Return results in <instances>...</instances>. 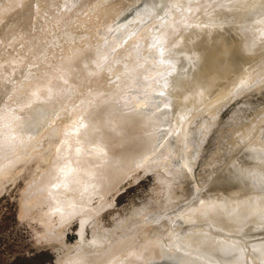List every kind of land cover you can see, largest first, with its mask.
I'll return each instance as SVG.
<instances>
[{
	"label": "rangeland",
	"instance_id": "374dc122",
	"mask_svg": "<svg viewBox=\"0 0 264 264\" xmlns=\"http://www.w3.org/2000/svg\"><path fill=\"white\" fill-rule=\"evenodd\" d=\"M8 1L0 0V8H4L11 0ZM38 1L41 6L38 4ZM243 1L61 0L57 1L61 7L57 8L59 6L56 5L55 1L51 3L47 0H32V7L30 9L32 11L22 10L20 12L25 15L22 21V28L24 31L26 30L24 35L16 43L13 41L8 44L3 43L0 46V65L2 66L5 63V66H2L3 69L0 68V119L2 120L0 134L5 132L8 127V124L3 121V117L9 114L6 111L13 110L11 108L15 109L12 111V115L7 116V120L17 116L21 109L20 115L24 120L23 118L20 119L19 123L29 121L27 113L33 107L30 100L33 84L40 82L43 73L45 72L44 75L48 73L50 68L59 63L61 59L71 56L74 48L75 50L76 47L77 49L85 48L87 42H89L88 44H95L98 39L110 42L112 46L111 58L109 60L110 67L104 70L95 85L87 84L83 86L84 89L81 87L80 91H77L66 103L59 105L57 107L58 110L52 115L51 111H47L46 105H40L37 107L36 112L29 113L33 118L35 128L39 125L43 127L38 137L30 138L29 133H27L26 136L19 139L21 140L19 144L13 143L12 139L0 144V174L3 175L2 172L4 173L2 177L0 175V264H57V262L60 264L66 257L78 253L79 250L76 251L78 244L87 245L97 233L100 234L103 231L101 234H109L107 237L113 238V236L119 237L118 235L125 236L127 234L126 231H128V234L133 233L135 229L137 230H135L137 233L134 232L138 240L137 243H140V241L154 242L160 245L158 246L157 244L159 250H161L159 248L161 246L166 249V252L163 249L164 254H162V250L159 252L160 256H162L158 259H156V255L159 256V253L156 254L153 251L152 254V251H150L151 257H154L155 254V260H152L154 258L147 255L150 254L148 251L145 255L150 257V260L147 257L146 261L149 262L146 263L144 260L142 263L181 264L183 262L182 264H217L221 259H224L223 262L221 260L218 264H227L230 261L228 260L232 256L230 253H228L229 255L224 254V256L216 254L203 256L201 252L193 248V241L186 238L189 235L193 236L197 234H208L211 236V231L215 230L212 224L210 229H208L209 223H199L203 221L199 218L196 221L194 219L196 216H192L194 210L201 205L211 206L213 203L211 209H213V206L219 208V206H215L216 203L219 205L216 199H221L222 202L221 200L218 201L221 203L220 206L224 207L223 204L225 202L228 205L246 199L247 196L254 199V197L256 198L264 194V188L258 185L260 184L264 187V172L256 169L257 167L262 168L264 164V154H261V156L257 152L262 149L260 152L264 153V38L258 41L256 35L255 37L253 35L255 29H257L258 20L264 17V6L260 9L246 8L242 16L231 14L230 12L236 6L242 4ZM37 4L39 5L38 7H36ZM62 6L65 7L62 8ZM219 7L223 9L220 10ZM44 8H46L47 12L43 11ZM200 8L203 9L200 10ZM55 9L56 12L62 9L66 11L62 10L64 13L62 11L56 13ZM209 11L211 13L214 11L215 13L211 14ZM28 13L30 16H28ZM201 16L209 18L208 26L205 23L208 19ZM239 17L242 19L238 20ZM214 18H218L219 22ZM234 18L236 19V24ZM227 19L230 21L226 22L225 20ZM198 20H202L201 23ZM223 22L225 25H223ZM190 23L197 24L198 27H201V30L205 31V34L197 26H195L198 29L196 31L193 25L192 30L196 31L198 35H196V32L193 33V31L189 34L187 30H189L188 28L191 29ZM210 25L211 28L216 26L214 28L216 32H214V29L209 28ZM252 25L255 28L254 30H251V28L253 29ZM263 25L264 23L260 27ZM168 29H173V32L168 33ZM210 30H213L214 38L217 37L216 41L219 40L217 43H225L226 41H231L229 40L232 39L231 37L238 35L239 37L236 38H240L241 35L245 36L241 37L243 42L244 40H247V42L252 40V43H256V45L249 42L248 46L247 42H244L243 45L246 44L248 49L246 46V49L243 46L244 49L240 50L241 54L238 53V55L235 51L233 53L230 52L233 55L232 58L227 53V57L229 58L225 63L226 70L223 71L224 77L222 75V77L217 79L216 83L210 78V84H213V81L214 84L207 87V81L204 80L209 74L203 72V74H199L198 76V70L201 68L202 60L206 57V51L202 49L203 52H201V50L195 49L196 42H193V47H191L189 44L192 41L190 43L188 37L193 36L194 41L200 34L202 39L205 35L204 40H206V43L212 41L213 43L211 42V44H214L216 42L211 36ZM198 31H201V33ZM250 32L253 34H250ZM215 33L217 34L216 37ZM187 34L188 37L186 38ZM26 35L28 36L27 38ZM201 36H199V39H201ZM211 38L213 39L211 40ZM186 44L189 46V50ZM194 44L196 45L194 46ZM211 44L207 43V45ZM250 46L256 51L251 49ZM192 48L196 51L194 52ZM248 50L250 52H245ZM242 53L248 54H245L246 57L243 58L242 56L244 55ZM203 55L205 56L203 57ZM134 57L137 63L136 67L134 66L130 69L131 81L122 87L127 95L129 106L130 108H135L134 101H137V104L147 106L148 109L157 111L156 113H163L164 121L162 120L161 125L154 129L155 131L152 130L156 134H162L158 135L160 139L157 142V150L155 152L163 151L164 145L167 146L165 150H170L171 148L173 150L171 149L168 152L169 155H166V159L162 152H157L158 154L153 152L155 155L151 154V156H154V158L151 159L150 156L149 159L151 161L149 162L155 166L146 167V165H140L141 167L138 166L132 170L107 194L105 199L99 204L98 211L95 214L90 213L91 217L83 214L84 218L82 217V219L80 218L82 214H79L77 216L74 215L75 217L73 216V218L71 216L72 219L67 216L63 220H58V218L53 216L52 222L49 224L50 227L46 226L36 218L37 209H30L29 197L31 195H28L29 192L33 194L34 191L37 192L38 188L40 190V187L44 186L41 184L46 185L45 182L43 183V180L40 182L41 175L46 172L45 170H47L53 158V151L61 138L64 125L67 124V120H71L74 117V111L81 107L79 105L83 101L90 99L93 92L102 89L107 91L118 87L119 76L117 72L122 69L124 70ZM8 58L11 65L6 62ZM192 58L196 60L193 62ZM223 66L225 67V65ZM53 69L51 68V71ZM249 70L250 72H248ZM246 71L251 76H247L241 84H237L236 82L233 84L238 75L241 76ZM141 72L146 77L143 82L138 83L136 79L139 78L138 74ZM195 75L196 79L199 77L197 80L200 81L196 82ZM209 77L211 76L209 75ZM210 80H208V85ZM193 81L195 82L194 84ZM204 86L205 88H202ZM212 86H214L216 91L219 89L218 92L214 89L212 92V88L210 90ZM148 88H151L150 95H147ZM201 88L202 91L204 90V93H200ZM206 88H209V90ZM205 89L209 92L208 94H205ZM184 92L186 98L188 97V99L185 98L189 101L188 104H191L193 107L194 104L198 103L196 105L198 106L197 108H192L190 105L192 108L190 115H187L191 108L188 110L189 106L183 98ZM219 93H222V95L220 96ZM188 94H191V96ZM194 95L197 96L198 101L194 99L196 97L193 98ZM201 96L202 98L206 97L207 100L205 98L199 100ZM189 97L192 98L189 100ZM183 99L186 103H182ZM184 105L188 111L186 108L185 110L183 109ZM44 115H47L48 118L45 117L43 119ZM186 117L189 120L186 119L185 135L182 137L185 141H183V139L181 140L182 131L180 130V124L181 120ZM254 130L255 133H253ZM186 143L190 144L189 147ZM159 146L161 147L159 148ZM177 147L179 151L177 150L176 152ZM253 147L256 150H253L254 152L251 149ZM258 148L261 149L259 150ZM242 151L243 153L241 154ZM246 151L248 153L250 151L249 158H247V155H243L244 153L247 154ZM243 156L244 160L241 159L242 162L240 163L239 159L243 158ZM251 156L254 157L251 158ZM257 156L258 158H256ZM162 157L164 158L162 159ZM254 158L255 160H253ZM157 159L160 163L157 162ZM251 159L253 162L250 161ZM246 160H249L252 164L249 165L250 162ZM243 162H248L249 164H243ZM156 164L158 165L156 166ZM237 166L239 169H237ZM232 167L236 168L237 171ZM228 171L229 174L231 173L234 176H232L233 178H230L227 173ZM252 171L254 172L252 173ZM237 172L239 173L237 174ZM227 177L231 179V182L234 180V183H229L227 181L229 178ZM244 177H247V180L246 178L243 180L242 178ZM214 178L217 179V183ZM219 178L222 180L221 184L218 182L220 181ZM237 182L241 183V185L238 183L239 185L237 186ZM245 182H247L249 187ZM33 184H37L36 187L38 188L35 189ZM224 184L226 185V190ZM227 184L231 186H227ZM232 184L235 186L232 187ZM242 185L245 189V186H247V189L251 190V196L247 189L246 192L245 190L242 191ZM255 186L257 188L256 191ZM235 187L237 189L240 188L242 193L240 190V193H238ZM250 187L252 189H249ZM219 188L224 190L222 194ZM258 189L259 191L262 189V192L258 193ZM205 190L209 191L206 192ZM255 192L260 195L256 196ZM202 194L208 195L207 197H203L204 195ZM240 194L243 196L241 197ZM201 195L203 199H201ZM225 195V199H222ZM92 202L95 205L96 200L94 199ZM192 205L196 206V208ZM206 206L199 209H204ZM189 211L193 212L189 213ZM188 213L190 218L187 216ZM252 224L245 227L248 230V234H242L243 236L240 233L237 235L229 233L218 234L217 230H215L213 233L216 236L212 233V237L215 240V237L219 235V238L224 239L229 244L235 243V247L242 246L240 249H244L248 253L250 259L248 262L251 261L249 262L250 264H260L261 262L264 264L263 261H260V257L255 253L254 249L250 247L251 243L253 244L254 242H258V240H262V238L264 239V221ZM81 226H83V229ZM212 226L214 229H211ZM134 227L135 229H133ZM92 230L97 231L95 235ZM181 238L183 239L182 243L178 240H181ZM248 262L247 264H249Z\"/></svg>",
	"mask_w": 264,
	"mask_h": 264
},
{
	"label": "bare ground",
	"instance_id": "6f19581e",
	"mask_svg": "<svg viewBox=\"0 0 264 264\" xmlns=\"http://www.w3.org/2000/svg\"><path fill=\"white\" fill-rule=\"evenodd\" d=\"M47 1L51 2V3H53L55 1L56 5L59 6L57 8L61 7L57 3V1L59 2L61 0H47ZM63 2H65V1H63ZM31 3H32V0H11L10 3H8V5H6L5 7L3 6L4 8H0V46L3 43L8 44V43H12L13 41H14V43H16L17 40L19 38L21 39V37L24 35L26 30L24 31L22 28V21H23L25 15L21 14L20 12L22 10L32 11V10H30L32 7ZM38 4L41 6L39 1H38ZM38 4L36 7L39 6ZM66 5H67V3H66ZM263 6H264V0H244L242 2V4L236 6V8H234L233 11L230 13L233 14L234 16H239V15L242 16L243 12L246 10V8L260 9ZM47 7H48V5H47ZM53 7H54V5H53ZM64 7L62 6V8H64ZM67 8H68V6H67ZM45 9L46 8H44L43 11ZM52 9H54V8H52ZM56 9H55V12H56ZM202 9L200 8V10H202ZM221 9H223V8H220V10ZM47 10H49V9L47 8ZM62 10H59L57 12H60ZM216 10H214V11H216ZM220 10L218 9V11H220ZM63 11H66V10L64 9ZM45 12H47V11L45 10ZM41 13H43V12H41ZM50 13H52V12L50 11ZM182 13H183V11H182ZM31 14H32V12H31ZM208 15H209V13H208ZM28 16H30L29 13H28ZM28 16H27V18H28ZM55 16H56V14H55ZM201 17H204V16H201ZM208 17H211V16H208ZM57 19H58V17H57ZM205 19H208V21L205 22L206 25L208 26L209 24H207V23L209 22V18H205ZM214 19L217 20L218 18L217 19L214 18ZM224 19H226V18H224ZM241 19L242 18L239 17L238 20H241ZM198 21L201 23L202 20H198ZM217 21L219 22V20H217ZM225 21L229 22L230 20L228 21V19H227ZM48 22H50V21H48ZM199 22H197V23H199ZM221 22H222V20H221ZM234 22L236 24V19L234 20ZM194 23L193 24L190 23L191 29L188 28L189 30H187V32H189V34L192 31H193V33H195L198 30L195 27V26H197V24L194 25ZM211 23L214 25L213 22H211ZM237 23L240 24L239 22H237ZM262 23H264V17H262L260 20H258L257 29H255L252 25L253 29L251 28V30L255 29L254 34L251 33L253 31L250 30L251 31L250 34H253L254 37L256 35V37L258 38V41H260L259 39L264 38V25L262 27H260V25ZM230 24H228V25H230ZM232 24H233V22H232ZM192 25L195 27V30H196L195 32H194V30H192ZM211 25L209 26V28H211ZM223 25H225L224 22H223ZM25 27L27 28V26H25ZM204 27H206V26L204 25ZM198 28H200V30H201V27H198ZM214 28H216V26L211 28V29H214ZM170 29H168L169 31L167 30L168 33L173 32V29L172 30H170ZM206 29H207V27H206ZM215 30L216 29H214V32H216ZM201 31H204V30L202 29ZM201 31H198V32L201 33ZM210 31H211L210 33H212L211 36L214 38L213 32H212L213 30H210ZM202 33L205 34V31ZM218 34H219V32H218ZM192 35H194V34H192ZM196 35H198L197 32H196ZM216 35L217 34L215 33V37H216ZM199 36H201V34ZM199 36H198V38L196 37L197 40L194 39V41L192 38L193 36L192 37L189 36L190 38L188 37V34L186 36V38L188 37V41L190 39V43L192 41V43L189 44V45H191V47H193V45H192L193 42L194 43L196 42L197 45L194 44V46L196 45L195 49L201 50V52L206 51L205 52L206 57H205V59L202 58L203 62H201V64H202L201 68H199L200 70H198L199 73L197 72L198 76H199V74H203V72H206V74L208 73L211 76V77H209V75H208L209 79H208V77L206 79L210 80V78H212L211 80H214L215 83L217 82L218 78L222 77V75L224 73L223 71L226 70V64L225 63H226V60L229 58V57H227V55L230 54V52L233 53V51H235V53L238 55V53H240L239 51L240 50L242 51L245 48V46L248 49V46H249L248 43L249 42L252 43V40L249 42H247V40H244V42H247L248 46L246 44L243 45L244 42L241 39V37L243 38L245 36L240 35V38H236V37H239L237 35V36H234L235 38L231 37L232 39H229L231 41H228V42L226 41L225 43H222V42L217 43L219 40L216 41V38H217L216 37V38H214V40L217 44L216 43L211 44V42H212L211 40L213 39V38H211V40H210L211 42H207V43H210L211 45H207L206 40H204L205 35L203 36V39H202V36H201V39H199ZM209 36H208V38L211 37V36L210 37ZM231 36H232V34H231ZM252 36H251V38H253ZM27 37L28 36L26 35V38ZM257 38H255V39H257ZM188 41H185V42L189 43ZM208 41H209V39H208ZM253 41L256 42L255 40H253ZM261 42H262V40H261ZM88 43L89 42L86 43L87 46L85 48L77 49V47H76V50H75V48H74V50L71 49L73 52L72 53L73 55L71 54V56H68V57L61 59V61L59 63L55 64L56 67H55V65H54V67H51L52 69L54 68L52 71L50 68V71L48 73H46L45 75H44L45 72L43 73L42 78H40L41 79L40 82L33 84L32 93H31V95L29 94L30 100H31V103L33 106L29 109L30 114H32L33 112H36V109L38 106L46 105L47 111L48 112L51 111L50 113L52 115L55 111L58 110L57 107L59 105L66 103L73 95H75L77 93V91H80L81 87L83 88V86H86L87 84H94L95 85L96 82L102 76L104 70L108 69L107 67H110L109 66V60L111 58L110 56H111L112 43L106 42L103 39H98L97 43H95V44H92V43L88 44ZM252 44L256 45V43H252ZM243 46H244V48H243ZM204 48H205V50H204ZM192 49L194 50V52L196 51L194 48H192ZM202 49H203V51H202ZM251 49H253V48L251 47ZM251 49H250V51L252 52ZM261 49H262V47H261ZM188 50H189V46H188ZM258 50H260V49H258ZM250 51L248 50L245 52H250ZM254 51H256V50H254ZM245 54H248V53H245ZM245 54H243L244 56H242V55H240V56H242L244 58V57H246ZM204 56L205 55H203V57ZM255 56H256V54H255ZM232 57H233V55H231V58ZM237 58L239 59V57H237ZM192 59H193V62H194V60H196L194 58H192ZM9 60L10 59L8 58L6 60V62H7V64L11 65ZM263 60H264V58H263ZM136 63H137V61H136V58L134 57V59L128 63L127 67H125L124 70L122 69L119 72H117L118 76H119V78H118L119 81L117 80L119 82L118 87H116L112 90L106 91V90L102 89V90H99L97 92H93L91 98L86 100V101H83L79 105V107L80 106L81 107L80 108L78 107L79 109L74 111V113H73L74 117L71 118V120H67V124L64 125V128H63L62 133H61V138L58 142V145L55 147V150L53 151L54 152L53 158L51 159V161L47 167V170H45L46 172L43 173V175H41L42 177H41L40 182H42V180H43V183L45 182L46 185L40 183L41 185H44V186L40 185L41 187L39 190V188L36 187L37 184L34 185L36 182L35 181V182H33L34 183L33 186L35 187V189L38 188L37 192L34 191L33 194L32 193L30 194V192H29V194H28V195H31L29 197L30 198L29 199L30 204H31V205L29 204L31 207L30 209L31 210L37 209L36 210L37 211L36 212V218H38V220L40 222H42L43 224H45L46 226L47 225L49 226L50 222H52L53 216L58 218V220H61V219L63 220V218H65L67 216H69L70 218L72 216V218H73L74 215L77 216L79 214H82V216L80 218H82V217L84 218V215L90 216V213L95 214L98 211L97 209H99L98 208L99 204L103 201V199H105L107 194L111 190H113L117 186V184L122 179H124L132 170H134L135 168H137L140 165H146V167H153L154 164L152 165V163L149 162V161H151L149 159L151 154L155 155L157 152H162V154L165 155V159H166L167 158L166 155L172 149L171 148L169 150L167 148L168 150H165V148L167 146L164 145L165 148L163 151L155 152L157 150V148H156L157 142L160 139L158 137V135L160 133L157 132L158 134H156V132H153L152 130H154L158 126H160L162 123V120L164 121L163 113H156L157 111H155L153 109H152L153 110L152 111L151 109H148L147 106H143V105L141 106V105L137 104L138 103L137 101H134V107L135 108H133V107L130 108V106H129L130 104L127 100V95L125 93L124 88H122V87H124L127 83H129L131 81L130 80L131 74L129 72H130L131 68H133L134 66L136 67ZM260 64H262V63H260ZM223 65H225V67ZM2 66L0 67L1 69H3ZM255 66L257 67V65H255ZM110 69H112V68H110ZM186 70H188V69H186ZM241 72H242V70H241ZM241 72H239V73H241ZM248 72H250V70ZM225 73H226V71H225ZM141 74H142V72L138 74L139 78L136 79V81L138 83L143 82L145 80L146 75L145 74L141 75ZM206 74H204V75H206ZM249 75L251 76V74L247 73V71L245 74H242L241 76L238 75L236 80L233 81V84H234V82H236L237 84H241L243 81H245L246 77ZM201 76H203V75H201ZM223 77H224V75H223ZM235 77H236V75H235ZM198 78L199 77H197V79ZM195 79H196V75H195ZM206 79L205 80L203 79V80L207 81V87L214 84V81H213V84H210V82H211V80H210L209 85H208V80H206ZM198 81H200V80H197L196 82H198ZM194 83L195 82L193 81V84ZM200 84H202V83H200ZM89 87H90V85H89ZM196 87H198V86H196ZM216 87H219V86H216ZM194 88H195V86H194ZM202 88H205V86ZM202 88H201L200 93H204L203 92L204 90L202 91ZM211 88H212V90H211ZM90 89H88V90H90ZM206 89L209 90V88H206ZM206 89H205V94H208L209 92H207ZM213 89L215 90L214 86L210 87V90L212 92H213ZM147 90H146L147 95H150L151 94V91H150L151 88H148ZM218 90L219 89H217V91L216 90L215 91L218 92ZM227 90H229V89H227ZM191 91H192V89H191ZM185 92L183 94L184 99L186 98ZM216 92H214V93H216ZM187 93H190V92H187ZM188 95L191 96V94H188ZM195 95L193 96V98L196 97L194 99H196V101H198L197 96H195ZM219 95L221 96L222 93L221 94L219 93ZM208 96H210V95H208ZM220 96H218V97H220ZM191 98L189 97V100ZM204 98L206 99V97L202 98V96H201L199 98V100L200 99L202 100ZM213 98H215V97H213ZM184 99H183L182 103H184L186 101L188 104L189 101L186 100V99H188V97L185 99V101H184ZM194 99H192V100H194ZM2 101H4V100L2 99ZM1 103H3V102H1ZM197 104L198 103L194 104L193 107L197 108L198 107V106H196ZM203 104H204V101H203ZM190 105L191 104H188V106H189L188 110L192 107V105H191V107H190ZM199 107H201V106H199ZM185 108H186V106L184 105L183 109L185 110ZM192 108L189 110V113L187 112L188 113L187 115L191 114L190 111L192 110ZM11 109L14 110L15 108H11ZM186 110H187V108H186ZM12 111H6L7 113H9L7 116L12 115V113H13ZM20 111H21V109H20ZM20 111H19V114L17 116H15L14 118H10L9 120H7V118H8L7 116L3 117L4 118L3 121L6 122V124H8V127H7L5 132L0 134V144L4 143L5 141H8L10 139H12L13 143L19 144V143H21V140H19V139L26 136L27 133H29L28 135L30 138H33L36 136L38 137L39 132L43 129V127L40 125L35 128V125L33 123V118L31 117V115H29V113H27V115L29 116L28 117L29 121L23 122L24 118L20 115ZM45 117H47V115H44L43 119ZM22 118H23V120H21V122H23V123H19L20 119H22ZM186 119L189 120L186 117V118L181 120V124H180V128H181L180 130L182 131L181 132V140L183 139L182 138L183 135H185L184 129L186 128V123H187ZM1 121L2 120L0 119V124H2ZM261 126H263V125H261ZM253 133H255V130ZM160 135H162V134H160ZM247 139H249V138H247ZM183 141H185V140L183 139ZM159 143H161V142H159ZM177 145H179V144H177ZM189 145H188V147H189ZM160 147L161 146H159V148ZM256 147H258V146H256ZM251 149H252V152L256 151L254 149V147ZM258 149L260 150L261 148H258ZM177 150H178V147L176 149V152H177ZM237 151H235V152H237ZM250 151H249V153H250ZM260 151H257L259 153V155L264 154V153H261ZM153 152H155V154H153ZM263 152H264V150H263ZM242 153H243V151L241 152V154ZM249 153L247 152V154L244 153L243 155H247V158H249L250 157V156H248ZM252 157H254V156H251V158ZM152 158H154V156L153 157L151 156V159ZM157 158H159V157H157ZM163 158L164 157H162V159ZM256 158H258V156ZM160 159H161V156H160ZM241 159L244 160V156H243V158L239 159L240 161L237 159L236 160L241 163L242 162ZM253 160H255V158ZM246 161H249V160H246ZM250 161H252V159ZM157 162H159L158 159H157ZM245 162H243V164H249L248 162L247 163H245ZM252 162H250L249 165H251ZM168 163H169V161H168ZM243 164H242V166H243ZM261 164H262V162H261ZM157 165L158 164H156V166ZM236 165H238V164L236 163ZM146 167H144V168H146ZM168 167H170V165H168ZM234 167H235V165H234ZM233 169L236 170V168H233ZM237 169H239L238 166H237ZM256 169H258V170L260 169V171L264 172V164H263L262 168L257 167ZM253 172L254 171H252V173ZM227 173L229 174V171ZM238 173L239 172H237V174ZM2 174L4 175L3 172H2ZM3 175H1V177ZM221 175H223V174H221ZM240 175H241V173H240ZM242 175H243V173H242ZM225 176H224V178H226ZM229 176L231 178L233 175H231V173H230ZM261 176H262V174H261ZM235 177H236V175H235ZM227 178H229V177H227ZM238 178H239V176H238ZM245 178L247 180V177H244L242 179L244 180ZM229 179L227 180L229 183H234L233 182L234 180L231 182V179H230V181H229ZM234 179H237V178H234ZM215 180L217 183V179H215ZM219 180H220V178H219ZM223 180L226 181L225 179H223ZM243 180H240V181H243ZM249 181H250V179H249ZM213 182H214V180H213ZM218 182L220 183V182H222V180H220ZM226 182H224V183H226ZM239 182H237V186L239 184L241 185V183H239ZM245 183L247 184V182H245ZM254 183L256 184V182H254ZM38 184H39V182H38ZM211 184L213 185L212 182H211ZM220 184L218 185L219 187H220ZM242 184H243V182H242ZM249 185H251V184L249 183ZM258 185L260 187L264 188L260 184H258ZM209 186H208V188H209ZM227 186H231V185L227 184ZM234 186L235 185H233L232 187H234ZM247 186H248V184H247ZM247 186H245L246 189H247ZM34 187H32V188H34ZM242 187H243V185H242ZM224 188L226 190V185ZM210 189H211V187H210ZM215 189H216V185H215ZM222 189H220L221 194L224 192V190H222ZM235 189H237V188L235 187ZM246 189L243 187L242 191L245 190V192H246ZM249 189H252V188L250 187ZM256 189L257 188L255 186V191H256ZM220 190H219V193H220ZM237 190H238L237 191L238 193L241 192L240 188ZM239 190H240V192H239ZM30 191H32V190H30ZM208 191H206V192H208ZM232 191H233V189H232ZM258 191H259V189H258ZM260 191L262 192V189ZM260 191L258 193H260ZM253 192H254V190H253ZM250 194H251V192L249 193V195ZM202 195H204L203 197H207L208 194H206V196H205V194H202ZM202 195L200 197H202ZM235 195H236V193H235ZM237 195H239V194H237ZM255 195L257 196L260 194H256V192H255ZM240 196H241V194H240ZM203 197L201 199H203ZM224 197H226V195L223 196V198L222 197L221 198L225 199ZM241 197H239V198H241ZM209 198H212V197H209ZM247 198H248V196H247ZM247 198L240 200V201L237 200L238 202L228 204V205H226V202H225V204H223L224 207L220 206L221 203L219 201L221 199H216V201L218 202L219 205H217L216 202H215L216 205L215 204L214 205L216 207L219 206V208H215L213 206V209H211L212 204H213L212 202H211L212 204L210 203L211 206L210 205L206 206L204 204L202 206L199 203L201 205V206L199 205L200 206L199 208H203L204 206H206V207H208V208L205 207L206 209L205 208L199 209V208H196V206L194 207L192 205L194 208H196L194 210V212L192 211L193 214L195 213V215L192 214V216L197 217V218L196 217L194 218L195 220L199 218L203 221V222H199V223H209L208 229H210V226L212 224L214 226L215 230H217L216 232L218 234L229 233V234H236L237 235L240 233L242 235V234H245L248 232V230H246V228H245L248 225H251L252 223L256 224L258 222L260 223V222L264 221V194L260 195L259 197L257 196L256 198L254 197V199H251V198L247 199ZM94 199L96 200L95 205L92 204L93 203L92 201ZM221 202H222V200H221ZM230 202H231V200H230ZM194 208H192V209H194ZM207 209H209V210H207ZM192 212L189 211V213H192ZM189 213L187 215L188 218H190ZM183 216H185V214H183ZM56 218H54V219H56ZM198 220H196V221H198ZM69 221H71V220H69ZM63 222H65V221H63ZM94 222H96V221H94ZM194 224H196V223H194ZM204 226H206V225H204ZM213 226L211 227V229H214ZM252 226H253V224H252ZM82 227L83 226H81V228ZM96 227H97V225H96ZM91 228H93V227H91ZM244 228H245V230H244ZM133 229H135V227ZM96 230H98V229L96 228ZM132 230H130V231L132 232ZM135 230H134V232L137 231V230L136 231ZM215 230H213V231L210 230L211 236L208 234L207 235H198L197 234V235H193V236L189 235L186 239L193 241V243H194L193 248L195 250H197L198 252H201V254H203V256L207 255V254H212V255L216 254L219 256H221V255L224 256V254L230 253V254H232V256H231V259L230 258L228 259L230 261L227 264H247L248 260H250V259H249L248 253L244 249H240L242 246L241 247H235V245H234L235 243L233 244V242H232L233 245L231 243L229 244L224 239L219 238V235H218V237H215V240H214V237H212V233ZM92 232L95 235L96 234L95 232H97V231L92 230ZM100 232H101V230H100ZM126 232L128 234V231H126ZM134 232L130 233L128 235L126 234L125 236L118 235L119 237H117V236L114 237L112 235L113 238L107 237L109 234L106 235V234L100 233L101 234L100 235L97 233L95 236L92 237L93 239L89 243L87 242L88 243L87 245L85 244V246H84L82 244L83 245V247H82L81 244H78V247L80 245L79 248L78 247L76 248L77 249L76 251L79 250L78 253L73 252L74 254H71V252H69L71 254V256H69V255H67L69 257L65 256L66 257L65 260L63 259V262L60 264H146L149 262V261L147 262L146 259L148 257L147 255H149V256L151 255L150 251H152V254H153V251H155L156 254L161 252V250L163 252L162 254H164L166 252V249L162 248L163 246L159 247L161 250L158 249V247H157L158 243L155 244L154 242L148 243V242H141V241H140V243H137L138 240L136 239V235ZM123 233H125V232H123ZM46 234H47V232H46ZM225 236H227V235H225ZM110 237H111V235H110ZM216 238H218V239H216ZM81 240H82V238H81ZM178 240L181 243L183 241L182 238H181V240L180 239H178ZM81 242H83V241H81ZM180 242H178V243H180ZM249 245H250V243H249ZM158 246H160V245L158 244ZM250 247H252V249H254L255 253L260 257V261L264 262V239L262 238V240H258V242H254L253 244L251 243ZM163 249H165V252L163 251ZM148 251L150 254H147ZM65 252H66V250H65ZM63 254H66V253H63ZM145 254H147V255H145ZM144 256H146V257H144ZM156 256H157V258H156ZM156 256L154 254V257H151V258H154L152 260H155V258L158 259L162 255L160 256V253H159V256L158 255H156ZM209 256H211V255H209ZM143 257H144V259H143ZM150 257H148L149 260H150ZM213 257L216 258L215 256H213ZM144 260L146 263H142V262H144ZM223 260L221 262H223ZM219 262H217V264ZM249 262H251V261H249ZM57 264H58V262H57ZM149 264H151V263H149ZM221 264H223V263H221ZM252 264H257V263H252ZM260 264H263V263L261 262Z\"/></svg>",
	"mask_w": 264,
	"mask_h": 264
}]
</instances>
